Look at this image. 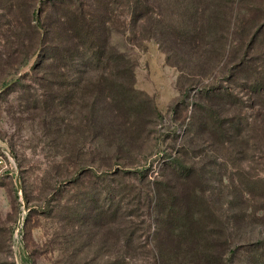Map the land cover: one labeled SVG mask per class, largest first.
I'll return each mask as SVG.
<instances>
[{
    "label": "rangeland",
    "instance_id": "rangeland-1",
    "mask_svg": "<svg viewBox=\"0 0 264 264\" xmlns=\"http://www.w3.org/2000/svg\"><path fill=\"white\" fill-rule=\"evenodd\" d=\"M31 4L30 13L36 12L44 23L47 17L54 20L63 7L56 0H33ZM239 4L257 8L258 0ZM251 14L248 12V18L254 16ZM9 18V9L0 6V146L12 154L17 167L16 176L0 173V264H109L116 255L114 237L128 235L131 220L137 229L133 237L136 253L128 254L125 263L158 264L152 247L159 243L177 254L173 244L164 241L167 234L162 231L156 236L153 230L148 231L144 217L129 216L135 209L127 195L134 190L144 196L159 172L162 156L186 142L193 143L186 160L206 172L203 193L197 199L204 210L199 217V243L205 240L210 244V233L221 243L231 242L230 249L239 243L264 241V142L256 147L251 140L248 147L210 153L204 149L209 146L207 137L185 135L189 119L203 104L199 90L207 87L217 69L225 65V56L219 55L212 63L179 50L173 54L154 40L143 38L139 30L133 33L131 27L111 28L106 47L132 66L133 88L140 93L133 95L134 102L153 105L161 114L160 119L146 116L145 127L139 125L133 134L141 138L135 147H122L117 153L109 140L99 143V128L95 130L87 123L98 120L107 126L112 121L110 113L101 109L100 115L92 113L86 109L90 103L77 99L75 91L69 104L51 105L48 96L54 68L44 59L50 43L43 45L35 22L28 30L22 20L21 26L16 23L10 27ZM11 30L19 37H13ZM209 41L204 40V50ZM21 50L24 53L19 56ZM72 66L79 67L76 63ZM76 81L74 71L67 70L66 82L73 85ZM243 102V106L252 104ZM227 109L233 112L235 107ZM241 112L252 113L246 107ZM122 117L137 120L134 113ZM214 159L228 160V170L215 167L212 171ZM121 189L123 201L118 196ZM117 202L119 224L108 219ZM71 209L80 214L74 220L67 217ZM142 213L137 211V215ZM182 252L178 253L181 260L170 264H218L215 259L204 262L201 258L194 263ZM232 252H237L232 263L233 254L221 252L222 264H252L247 253Z\"/></svg>",
    "mask_w": 264,
    "mask_h": 264
},
{
    "label": "trees",
    "instance_id": "trees-1",
    "mask_svg": "<svg viewBox=\"0 0 264 264\" xmlns=\"http://www.w3.org/2000/svg\"><path fill=\"white\" fill-rule=\"evenodd\" d=\"M32 1L0 0V6L11 13L10 27L16 23L21 26L22 20L24 28L29 30L31 22H35L42 32L43 45L50 43L44 59L54 68L51 70L53 80H50L51 93L48 96L51 105H66L68 100L76 97L88 101L90 105L86 109L90 108L92 113L100 115L103 111L111 114L112 121L107 126L98 120L95 124L86 121L95 130L99 128V143L109 140L117 153L122 147L134 148L141 138L133 134H137L139 125L145 127L144 118H161L155 106L134 102L136 97L133 95L140 93L133 88L132 66L121 54L106 47L110 29L119 30L118 27H131L132 32L139 30L143 38L154 40L162 49L173 54L179 50L189 56H203L204 61L212 63L219 55L225 56V65L217 69L207 87L199 90L203 104L194 111L185 128V135L209 139L205 151L211 153L224 149L230 152V147H248L251 140L256 147L264 142V0H258L257 8L240 6L243 0H67V3L66 0H56L63 7L57 10L54 20L47 17L45 23L36 12L32 11L31 15ZM251 11L254 16L248 18L247 14ZM15 13L17 16H14ZM10 32L13 37H19L17 32ZM208 38L210 41L204 50V40ZM22 53L21 50L19 56ZM74 63L79 67H73ZM69 69L77 77L73 85L66 82V71ZM74 91L77 92L75 97ZM244 97L252 103L251 106H243ZM232 107L235 109L230 112L227 108ZM244 107L252 113H242ZM130 113H134L137 120L122 117ZM186 143L170 155L162 156L159 172L149 183L150 188L144 196L142 191L135 193L134 190L127 195L130 206L135 209L129 216L144 217L148 231L153 230L156 236L163 231L167 234L164 241L172 243L178 251L173 254L159 243V246L152 247L153 259L158 264L180 261L178 253L183 248L186 250L183 255L194 263L201 258L204 262L215 259L222 264L221 252L228 251L232 255V250L236 249L247 253L250 263L264 264L263 240L239 243L236 248L230 249L231 242L225 240L221 243L210 233V244H205V240L199 243V235L202 234L199 217L204 210L199 208L197 199L203 193L206 172L186 160L190 153L189 145H193ZM227 164L228 160L218 162L214 159L211 169L214 171L220 167L226 171ZM218 182L223 183L221 178ZM121 191L118 196L123 201L125 198ZM119 203L108 216L115 224H119ZM101 210L102 206L98 208L99 217ZM137 211L143 213L137 215ZM78 215L75 209L67 213V217L73 220ZM128 224L132 230L128 235L116 234L114 237L116 255L109 264H128L125 263L127 255L136 253L133 237L137 229L134 221ZM119 240H122V246H119ZM209 245L213 250L210 251L214 252L213 257L208 256L210 251L206 253ZM187 251L200 254L189 255ZM236 254L234 252L231 257V263Z\"/></svg>",
    "mask_w": 264,
    "mask_h": 264
},
{
    "label": "built area",
    "instance_id": "built-area-1",
    "mask_svg": "<svg viewBox=\"0 0 264 264\" xmlns=\"http://www.w3.org/2000/svg\"><path fill=\"white\" fill-rule=\"evenodd\" d=\"M17 167L14 157L0 146V173L16 176Z\"/></svg>",
    "mask_w": 264,
    "mask_h": 264
}]
</instances>
